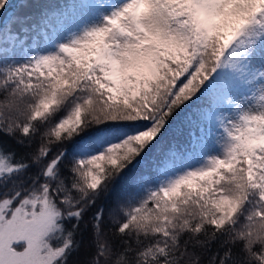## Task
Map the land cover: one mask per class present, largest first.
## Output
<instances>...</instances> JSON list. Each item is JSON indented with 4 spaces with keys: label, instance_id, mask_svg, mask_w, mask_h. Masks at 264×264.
<instances>
[{
    "label": "snow or ice",
    "instance_id": "snow-or-ice-1",
    "mask_svg": "<svg viewBox=\"0 0 264 264\" xmlns=\"http://www.w3.org/2000/svg\"><path fill=\"white\" fill-rule=\"evenodd\" d=\"M0 264H264V0H0Z\"/></svg>",
    "mask_w": 264,
    "mask_h": 264
}]
</instances>
